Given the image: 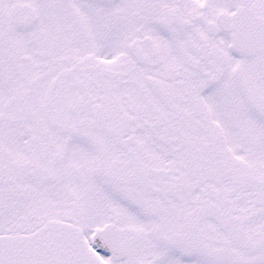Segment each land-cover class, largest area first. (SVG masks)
Returning <instances> with one entry per match:
<instances>
[{"label": "snow or ice", "instance_id": "snow-or-ice-1", "mask_svg": "<svg viewBox=\"0 0 264 264\" xmlns=\"http://www.w3.org/2000/svg\"><path fill=\"white\" fill-rule=\"evenodd\" d=\"M0 264H264V0H0Z\"/></svg>", "mask_w": 264, "mask_h": 264}]
</instances>
